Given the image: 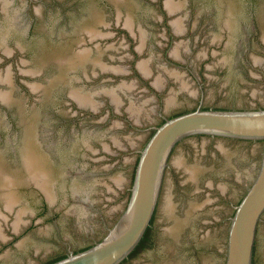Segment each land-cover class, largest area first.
I'll use <instances>...</instances> for the list:
<instances>
[{
  "label": "flooded vegetation",
  "instance_id": "flooded-vegetation-1",
  "mask_svg": "<svg viewBox=\"0 0 264 264\" xmlns=\"http://www.w3.org/2000/svg\"><path fill=\"white\" fill-rule=\"evenodd\" d=\"M26 2L39 8L34 11L32 6L18 21L8 5L5 11L0 4V77L6 79L0 80V94L7 96H0V167L17 178L20 196L12 211L5 210L0 196V264H47L89 247L106 233L122 209L104 207L100 198L114 195V190L100 180L112 181L110 176L126 164L133 165L135 175L140 157L129 144L118 139L115 143L118 125L140 134L145 145L152 127L198 107H264V94L248 90L252 85L264 87V0ZM173 2L179 6L171 11L167 4ZM104 12L110 23L102 21ZM127 17L130 25L125 24ZM93 22L97 29L88 27ZM90 28L95 30L93 38ZM146 30L149 43L144 41ZM82 43L90 53L71 67L67 60L76 56ZM116 43H121L120 50L114 48ZM152 48H160L157 67L165 81L154 83L148 70L140 71L138 62ZM93 53L106 56L104 63ZM13 68L16 84L7 77ZM195 86L197 96L188 91ZM72 90L92 92L88 95L94 105L79 104ZM111 94H120L124 101L118 99L116 105ZM139 94L150 96L144 106L163 102L159 109H142L154 117L152 122L146 117L134 122L125 108ZM168 95H177L180 103L166 108ZM108 116L117 119L104 130ZM29 142L52 171L56 200H48L42 189L25 180L23 156ZM119 150L128 152L121 155ZM261 153L260 143L216 136L197 135L178 143L147 238L120 264H223L230 219L253 178L248 171L255 173ZM81 184L83 191L78 189ZM129 196L130 190L127 200ZM69 204L90 208V227L76 218ZM23 206L21 227L14 230L16 209ZM70 233L78 237L77 244ZM63 244L62 253L51 254V248ZM259 246L264 261V239L257 229L254 256Z\"/></svg>",
  "mask_w": 264,
  "mask_h": 264
},
{
  "label": "water",
  "instance_id": "water-1",
  "mask_svg": "<svg viewBox=\"0 0 264 264\" xmlns=\"http://www.w3.org/2000/svg\"><path fill=\"white\" fill-rule=\"evenodd\" d=\"M0 4L2 10L5 11L8 10V5L9 10L15 14V19L17 21L20 20L22 13H29V8L32 6L34 11L39 8L36 4H31L26 2V0H0ZM178 6L179 5L174 2L167 4V7L172 9L171 11L177 10ZM102 15V21L105 24L110 23L107 13L104 12ZM131 22V19L127 17L125 24L130 25ZM138 23L140 22L138 21ZM93 25H96V23L93 22V24L88 25V27ZM97 27V25L94 26L96 29ZM88 33L91 38L96 35L95 30L92 28L88 29ZM149 34L150 31L146 30L144 41L150 39ZM141 39L143 40V37ZM114 41L116 42V40H110V43ZM156 41H158V43L160 42V44L162 42L159 37H157ZM149 42L150 41H146V43ZM82 45L83 46L76 52V56L67 60L71 67L77 66L79 62H83L88 57L90 47H86L84 43H82ZM119 45H121V43H116L114 48L120 50ZM7 48L8 53L13 50L11 46ZM175 48L177 47H173L172 50ZM112 53L106 52V55H112ZM116 53L119 54L117 50ZM94 55L95 58L101 60L102 63L106 60V56L103 54L101 57L97 53H93V56ZM149 55L146 58L142 57L143 59L138 62L140 71H145V69L148 70V74H152L151 81L154 83H156L157 80L165 81L166 75L163 74V70H159L157 67L162 60L160 48L150 49ZM12 56H14V53ZM122 63L127 64V62ZM12 67H14V65H12ZM21 70L26 71L27 67H22ZM15 71V68L7 71V77H9L11 83L13 79L14 84H16ZM0 80L5 81L6 79L0 77ZM32 83L33 82H31V84ZM248 90L251 93L260 92L264 94V87L261 88L256 85L250 86ZM188 91L196 96L199 94L197 86L190 87ZM71 93L79 104L86 106L94 105L91 100L92 97H90L92 92H86L90 96L77 90H72ZM117 95L118 97H115L116 95L113 96L111 94V99L116 105H118V99H120L121 103L124 101L122 98L123 96L120 94ZM0 96L3 99L7 98V96L3 94H0ZM168 96L170 99H167L165 102L166 108L171 107L173 103L174 105L180 103L177 95ZM135 97V101L125 104V108H128L131 118L134 122L140 123L141 120L146 117L149 122H152L154 117L148 112L145 114L142 109L150 106H152L153 109H159L163 102H161V100H154V102L150 101L144 106V100L150 99V96L139 94L135 95ZM114 98H116V100ZM165 98L166 96H164L163 99ZM173 98L175 99L174 102ZM142 112L144 115L141 114ZM116 119L117 118L111 116L106 117V127L104 130L114 126ZM124 126L125 125H118V127L114 129L113 140L117 143L116 141L118 139L119 142L125 143V145L129 144L133 150L138 151L140 157L136 166L135 175L133 173V165L130 166L126 164L125 167L119 168V170L114 173L115 176H110L113 182L107 179L100 180L108 189L114 190V195L103 192L105 194L100 198L101 202H103L104 207L108 206L106 209L110 211L112 208H117L119 206V208L122 209L121 215L107 228L106 233L92 245L81 251H70L65 257L49 264H120L123 260L128 258L140 243L151 224L173 149L184 139L197 135L252 141L262 145V153L255 173L251 169L248 171V176L250 178L253 176L250 185L247 187L246 193L240 203L235 206L234 215L230 219L223 264H253V258L255 264H264L260 255L261 246L257 247L259 251L258 253L256 251L254 256L257 229L260 237L264 239V107L246 109H203L198 107L194 110L165 118L163 123L152 127L154 132L145 145L143 141L139 139L140 134L135 132L132 134L131 130ZM125 137L127 138L125 139ZM105 142L112 148L114 147V144L109 141V139H106ZM119 151L122 155L130 150ZM23 164L26 171L25 180L34 183L42 189L48 200L53 201L54 198L56 200L57 194L54 196L53 193L52 171L47 167L44 155L36 149L32 142L26 145ZM176 164L180 165L179 162H176ZM16 183L17 178L8 175L0 167V189L2 190L0 196L3 200L4 208L7 211H12L15 206L20 203V196L18 193L19 186ZM222 183L225 182L223 181ZM82 188L83 185L82 187L79 186L78 189L83 191ZM129 190L130 196L127 200ZM166 201V203L169 204L168 196L166 197ZM71 207H73V204L67 206V208ZM73 208V213L76 218H79L86 228L87 226L90 227V222L92 220L90 208H76V206ZM25 211L26 207L24 206L16 209V218L13 222L14 230H18L21 227V216ZM5 231L6 230H4V232ZM70 236L72 243L77 244L79 242L76 235L74 236L70 233ZM33 241H35V239ZM26 244L27 243H25V245ZM45 244L48 246L49 242ZM65 248L64 244L60 245V247L57 245L55 249L51 248L50 251L52 255H57L62 253ZM38 263L40 262H37V264Z\"/></svg>",
  "mask_w": 264,
  "mask_h": 264
},
{
  "label": "trees",
  "instance_id": "trees-1",
  "mask_svg": "<svg viewBox=\"0 0 264 264\" xmlns=\"http://www.w3.org/2000/svg\"><path fill=\"white\" fill-rule=\"evenodd\" d=\"M148 233H149V228L146 230V232H145V234H144V237L142 238V240H141V242H140V245H143V244H144V242H145V240H146V238H147ZM138 248H139V246H138ZM138 248H137V249H138ZM254 251H255V246H254ZM63 257H65V256H63ZM63 257H61V258H63ZM61 258H59V259H61ZM57 260H58V259H57ZM55 261H56V260H55ZM52 262H54V261H49L47 264L52 263ZM253 264H255V260H254V258H253Z\"/></svg>",
  "mask_w": 264,
  "mask_h": 264
}]
</instances>
